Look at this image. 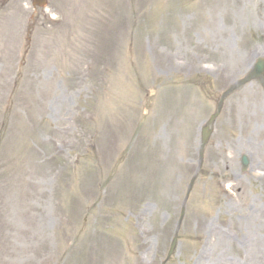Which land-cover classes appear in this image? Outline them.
Instances as JSON below:
<instances>
[{
	"label": "rangeland",
	"instance_id": "374dc122",
	"mask_svg": "<svg viewBox=\"0 0 264 264\" xmlns=\"http://www.w3.org/2000/svg\"><path fill=\"white\" fill-rule=\"evenodd\" d=\"M258 57L264 0H0V264H264L257 80L199 164Z\"/></svg>",
	"mask_w": 264,
	"mask_h": 264
},
{
	"label": "water",
	"instance_id": "95a60500",
	"mask_svg": "<svg viewBox=\"0 0 264 264\" xmlns=\"http://www.w3.org/2000/svg\"><path fill=\"white\" fill-rule=\"evenodd\" d=\"M263 69H264V62L263 60H258L257 63L255 64L254 68H253V71H252V75L254 77H259L261 75V73L263 72ZM249 77H247L248 79ZM246 80V79H245ZM208 134H209V131L207 130V128L204 129L203 131V142H205L207 140V137H208ZM242 163L243 164H246L247 163V159L245 156L242 157ZM175 239H173L172 243H171V249L169 251V253L172 252L173 248H174V245H175Z\"/></svg>",
	"mask_w": 264,
	"mask_h": 264
},
{
	"label": "bare ground",
	"instance_id": "6f19581e",
	"mask_svg": "<svg viewBox=\"0 0 264 264\" xmlns=\"http://www.w3.org/2000/svg\"><path fill=\"white\" fill-rule=\"evenodd\" d=\"M171 62H172L173 65H175L173 60H171ZM222 65L227 67L226 63H223ZM175 67L178 68L177 66H175ZM188 68H189V70H197V64L194 63V61L189 62V64H188ZM145 243H146V241H145ZM143 261H144V260H143V258H142V259L140 260V262H143ZM246 262H247V264H249L248 261H246Z\"/></svg>",
	"mask_w": 264,
	"mask_h": 264
}]
</instances>
